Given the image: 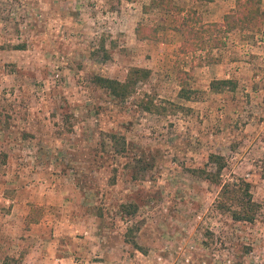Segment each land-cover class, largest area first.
<instances>
[{
  "label": "rangeland",
  "instance_id": "rangeland-1",
  "mask_svg": "<svg viewBox=\"0 0 264 264\" xmlns=\"http://www.w3.org/2000/svg\"><path fill=\"white\" fill-rule=\"evenodd\" d=\"M209 1L0 0V264H264V24L181 52L184 18L222 24ZM132 66L151 74L125 100L93 83ZM210 153L249 182L252 221L218 209Z\"/></svg>",
  "mask_w": 264,
  "mask_h": 264
},
{
  "label": "trees",
  "instance_id": "trees-1",
  "mask_svg": "<svg viewBox=\"0 0 264 264\" xmlns=\"http://www.w3.org/2000/svg\"><path fill=\"white\" fill-rule=\"evenodd\" d=\"M132 1V0H127ZM261 0H237L235 8L224 14L222 24L217 22L212 24H202L199 17L193 19V23H200V27H193L191 16L184 18L183 22L175 28L182 34L183 40L180 44L181 52L194 51L198 47V37L203 33L208 34V44L210 47H219L223 41L220 37L221 33H229L243 30H259L264 24V11L260 7ZM159 9L162 11H179L173 4V0H149L148 4L143 5L142 10L146 12L149 9ZM193 12V11H192ZM156 27L147 26L139 23L135 29L138 39L153 38L156 34ZM205 49V48H204ZM107 57V56H106ZM151 70L145 67L132 66L129 67L124 80L110 78L102 75H94L93 83L107 91L113 98L125 100L130 97L139 83L148 80ZM182 81V86L178 92V97L190 100L194 90L188 88ZM184 83V84H183ZM236 81L233 79H214L210 82L212 90L230 89L233 90ZM146 109H150L146 107ZM111 138L116 139V134H111ZM6 154H0V168L5 161ZM208 161L215 165L213 172L200 170L204 178L219 186V194L217 199V207L221 211L228 212L232 219L240 221H252L256 211V203L250 194V184L246 180L237 179L222 182L220 175L225 165L223 156L219 154H208ZM18 262L16 258L5 257L3 264H11L10 262Z\"/></svg>",
  "mask_w": 264,
  "mask_h": 264
},
{
  "label": "crops",
  "instance_id": "crops-1",
  "mask_svg": "<svg viewBox=\"0 0 264 264\" xmlns=\"http://www.w3.org/2000/svg\"><path fill=\"white\" fill-rule=\"evenodd\" d=\"M223 2H224V0H212V1L207 2V4H210V5L205 6V7H207V11H206V12H208L207 14L211 17L213 16V14L217 16V14H219V12H220V16L218 18H215L216 21H222V16L224 13H226V11H224V10L219 11V8L223 7V5H222ZM241 45L244 46L245 44L242 43ZM233 63H235V62H233ZM226 76H228V75H226Z\"/></svg>",
  "mask_w": 264,
  "mask_h": 264
}]
</instances>
